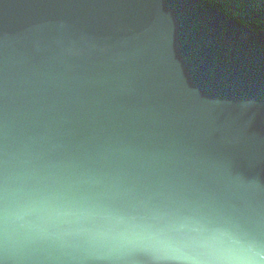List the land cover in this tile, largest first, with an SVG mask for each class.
Instances as JSON below:
<instances>
[{"label": "water", "instance_id": "1", "mask_svg": "<svg viewBox=\"0 0 264 264\" xmlns=\"http://www.w3.org/2000/svg\"><path fill=\"white\" fill-rule=\"evenodd\" d=\"M0 264H264V31L0 0Z\"/></svg>", "mask_w": 264, "mask_h": 264}, {"label": "trees", "instance_id": "2", "mask_svg": "<svg viewBox=\"0 0 264 264\" xmlns=\"http://www.w3.org/2000/svg\"><path fill=\"white\" fill-rule=\"evenodd\" d=\"M209 1L210 3H212L211 4L212 6H215L216 8L230 15H233L236 19H240V21H243L245 24L247 25L254 24L258 28L264 29V0H209Z\"/></svg>", "mask_w": 264, "mask_h": 264}, {"label": "bare ground", "instance_id": "3", "mask_svg": "<svg viewBox=\"0 0 264 264\" xmlns=\"http://www.w3.org/2000/svg\"><path fill=\"white\" fill-rule=\"evenodd\" d=\"M209 4H210V6H212L211 4L212 3H210V1L209 0H206ZM215 2V1H214ZM220 4V3H219ZM237 4V3H236ZM236 6V5H235ZM212 7H214V8H216L215 6H212ZM218 9V8H217ZM236 9V8H235ZM220 10V9H219ZM220 11H222V10H220ZM222 12H224V11H222ZM247 12V11H246ZM226 13V12H225ZM227 15H230V14H228L227 13ZM230 17L232 18V19H234V20H237L233 15H230ZM254 22V21H253ZM247 26H250V25H247ZM260 30H262V31H264V29H260Z\"/></svg>", "mask_w": 264, "mask_h": 264}]
</instances>
